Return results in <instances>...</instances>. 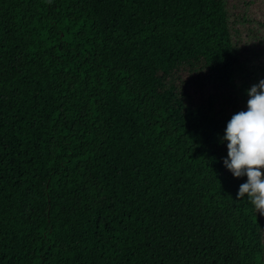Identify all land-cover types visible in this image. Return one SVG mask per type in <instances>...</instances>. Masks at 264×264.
<instances>
[{
    "label": "trees",
    "instance_id": "1",
    "mask_svg": "<svg viewBox=\"0 0 264 264\" xmlns=\"http://www.w3.org/2000/svg\"><path fill=\"white\" fill-rule=\"evenodd\" d=\"M260 2L0 0V264H264L223 141Z\"/></svg>",
    "mask_w": 264,
    "mask_h": 264
},
{
    "label": "clouds",
    "instance_id": "2",
    "mask_svg": "<svg viewBox=\"0 0 264 264\" xmlns=\"http://www.w3.org/2000/svg\"><path fill=\"white\" fill-rule=\"evenodd\" d=\"M247 95V110L234 114L227 123L224 165L235 178L247 177L239 186L237 200L246 196L264 215V79L248 89Z\"/></svg>",
    "mask_w": 264,
    "mask_h": 264
},
{
    "label": "rangeland",
    "instance_id": "3",
    "mask_svg": "<svg viewBox=\"0 0 264 264\" xmlns=\"http://www.w3.org/2000/svg\"><path fill=\"white\" fill-rule=\"evenodd\" d=\"M258 4H259V6H258V10L256 12V15L261 20H264V2H260ZM249 28L257 36L264 37V30L263 29H260L259 27H255V26H250ZM246 29H247L246 27L239 28V31L242 32V30L245 31ZM263 47H264V44H263Z\"/></svg>",
    "mask_w": 264,
    "mask_h": 264
}]
</instances>
